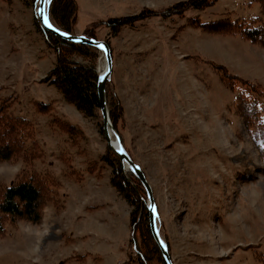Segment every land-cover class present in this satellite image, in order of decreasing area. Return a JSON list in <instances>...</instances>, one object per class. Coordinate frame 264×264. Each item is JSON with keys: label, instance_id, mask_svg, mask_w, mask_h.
<instances>
[{"label": "rangeland", "instance_id": "obj_1", "mask_svg": "<svg viewBox=\"0 0 264 264\" xmlns=\"http://www.w3.org/2000/svg\"><path fill=\"white\" fill-rule=\"evenodd\" d=\"M185 1L77 0L75 35L93 31L111 46L107 100L123 115L113 128L154 191L159 232L173 263L257 264L264 254V117L247 130L235 107L239 91L217 67L264 87V48L241 36L205 32L189 20H251L261 17V4L214 0L185 17L160 15ZM38 7L39 0H0V99L12 115L33 123L43 152L30 164L21 158L0 163V187L12 186L24 171L47 173L57 184L56 202L46 198L51 202L38 224L8 221L0 233V264H141L132 208L101 161L113 153L101 113L85 118L45 82L57 57L40 30ZM145 9L158 16L117 37L100 25ZM74 60L87 63L77 55ZM104 68L99 51L98 75ZM55 118L82 133L70 139ZM123 171L132 174L125 165ZM141 201L147 207L145 189Z\"/></svg>", "mask_w": 264, "mask_h": 264}, {"label": "trees", "instance_id": "obj_2", "mask_svg": "<svg viewBox=\"0 0 264 264\" xmlns=\"http://www.w3.org/2000/svg\"><path fill=\"white\" fill-rule=\"evenodd\" d=\"M259 1L261 4V17L259 18L237 21L226 18L206 24H203L199 18H193L189 20V23L195 28L211 34L241 36L250 43L264 48V0ZM215 2L214 0H187L170 7L160 15L185 17L187 12L191 10L202 11ZM48 12L56 27L68 34L75 35L79 13L77 0H53ZM153 16H158V14L145 9L138 15L101 21L100 25L106 26L111 35L117 37L122 29L126 27L136 28L138 23ZM92 32H86L85 36L95 38ZM44 35L48 46L57 57V64L45 82L55 86L64 100L74 106L85 118H96L97 114L101 113L96 69L99 50L87 45L65 41L49 33H44ZM76 55L85 59L87 63L74 60ZM217 71L225 75L227 80H231L232 83L228 81L231 90L239 91L235 107L247 130L252 131L257 125H262L264 87L232 76L223 67H217ZM8 104V101L0 99V163L21 158L25 164H30L43 156L34 136V125L21 116L12 115L9 112ZM40 105L43 106L40 108V112L48 113L47 105ZM108 105L111 121L116 127L117 122L123 117L122 110L116 103L110 104L108 102ZM256 119L261 122L256 124ZM53 124L68 134L72 140L82 133L77 126L58 118L53 120ZM111 155L112 158L107 155L102 156L101 161L108 164L112 169L113 187L132 208V227L135 230L138 227L137 231H139L142 239L139 252L141 264L151 263L155 260L165 264L150 231L148 209L141 201V193L144 192V189L134 175L124 173L120 159L114 153ZM89 172L92 174L94 172L91 166H89ZM56 186L55 180L47 173L37 174L36 172L24 171L20 173L12 186L0 187V233L5 231L9 220H26L29 223L38 224L41 221L42 208L46 203L51 202L46 201V198H51L56 202L54 196ZM257 259V264H264V254L259 253Z\"/></svg>", "mask_w": 264, "mask_h": 264}, {"label": "water", "instance_id": "obj_3", "mask_svg": "<svg viewBox=\"0 0 264 264\" xmlns=\"http://www.w3.org/2000/svg\"><path fill=\"white\" fill-rule=\"evenodd\" d=\"M53 0H39V7L37 10V15L41 23V28L44 33L52 34L56 37H59L65 41L80 44V45H87L89 47H93L102 51L105 60H106V69L102 74L98 75V96L100 102V110L101 115L103 118V131L104 136L106 138L108 148L114 154H116L121 163L125 165L129 171L136 177V179L141 183L143 188L147 193L148 203V213H149V221H150V231L154 241L156 242L165 264H174L172 261V257L170 255V251L168 248L167 243L163 240L160 235L159 228H158V219H159V211L158 206L154 197V191L151 185L148 182V179L142 170V168L137 165L130 154L127 152L126 148L121 142L117 132L113 128V124L110 117V111L108 107V100H107V84L111 80L112 76V69H113V58H112V50L111 46L105 42L100 41L94 38H88L85 35L77 36V35H62V33H66L62 31L60 28L56 27L49 16V7ZM47 17L48 21L53 25V28H49L47 24H45L44 18ZM58 29V31H57ZM101 45L103 47H101ZM117 144V146H115Z\"/></svg>", "mask_w": 264, "mask_h": 264}, {"label": "snow or ice", "instance_id": "obj_4", "mask_svg": "<svg viewBox=\"0 0 264 264\" xmlns=\"http://www.w3.org/2000/svg\"><path fill=\"white\" fill-rule=\"evenodd\" d=\"M44 21H45V24H47V26L49 28H53V25L48 21L47 17L44 18ZM57 31H58V29H57ZM62 35H67V33H62ZM101 47H103V46L101 45Z\"/></svg>", "mask_w": 264, "mask_h": 264}, {"label": "built area", "instance_id": "obj_5", "mask_svg": "<svg viewBox=\"0 0 264 264\" xmlns=\"http://www.w3.org/2000/svg\"><path fill=\"white\" fill-rule=\"evenodd\" d=\"M135 250H136V253H135V255H136V257L138 256H140V253H139V251L136 249V246H135V248H134Z\"/></svg>", "mask_w": 264, "mask_h": 264}, {"label": "bare ground", "instance_id": "obj_6", "mask_svg": "<svg viewBox=\"0 0 264 264\" xmlns=\"http://www.w3.org/2000/svg\"><path fill=\"white\" fill-rule=\"evenodd\" d=\"M105 69H106V68H104V69L100 72V74H102V73L105 71ZM115 146H117V144H115Z\"/></svg>", "mask_w": 264, "mask_h": 264}, {"label": "crops", "instance_id": "obj_7", "mask_svg": "<svg viewBox=\"0 0 264 264\" xmlns=\"http://www.w3.org/2000/svg\"><path fill=\"white\" fill-rule=\"evenodd\" d=\"M118 264H120V262Z\"/></svg>", "mask_w": 264, "mask_h": 264}]
</instances>
